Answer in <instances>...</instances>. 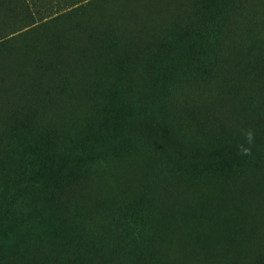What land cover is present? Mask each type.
<instances>
[{
	"label": "rangeland",
	"instance_id": "374dc122",
	"mask_svg": "<svg viewBox=\"0 0 264 264\" xmlns=\"http://www.w3.org/2000/svg\"><path fill=\"white\" fill-rule=\"evenodd\" d=\"M22 1L30 6L34 16L37 10L36 15L40 21L36 24L40 25L36 28H21L22 23L6 24L5 29L0 30V39L4 36L7 40L3 44V52L26 47L37 48L35 40L40 35L65 30H70L73 35L75 29L87 28L91 32L96 31L103 43H109L104 48L109 49V61L101 66L102 76L91 80L90 69L98 63L88 65L84 63L81 54H77V58L73 55L75 68L69 64L68 73L61 72L57 75L59 84L64 87L72 85L77 91L70 106L72 108L58 127L45 131L42 126H33L35 121L31 124L6 121L0 126V210L5 208L8 210L7 216L23 221V229L12 228L10 231L8 225L3 220L0 221V264H78V259L83 262L84 259L74 252L76 248L81 249L84 242V232L78 225H88L91 220H94L97 230L87 227L85 230L92 238L93 245L97 246L96 251L102 252L105 249L112 257L124 252L131 259L141 253V243L149 238L147 231L140 235L141 226L137 224L139 234L127 236L128 240H124L119 235L120 227H116L115 232L112 231V222L113 217L118 225L124 222L129 206L132 208L137 205L136 198L139 194L144 196L141 192L145 191L152 202L153 198L148 194L150 190L139 185L136 188L125 187L115 194L113 187H106L104 182L97 183L101 180L103 166L110 158L115 157L114 153L123 157L127 155L124 153L131 152L119 151L114 147L119 141L126 143L136 138V133L127 123L132 125L133 122L130 121L135 116L143 115L141 111L154 110L158 114L156 118L161 121V136L156 140L157 148L148 154L146 151H133L137 154L129 153L127 157L145 158V170L148 173L140 178V183L147 182L149 188L153 187L154 182L156 186H160L172 177L188 180L202 168L214 167L206 165L212 160L209 154L212 148H229L230 157L241 159L238 162L264 161V151L258 150L264 143V124L259 128L250 127L260 133L259 138H252L250 142L248 136L241 134L238 137L241 126L246 125V121L257 110H264V90H260L264 88V81L258 72H252L258 65L252 55L256 41V50L264 54V0H214L211 3L205 0L206 7L198 12L200 16L195 13L194 21L210 24L202 36L198 37L197 43L190 42L188 49L173 48L172 44L167 48L161 43L173 28L177 32L188 31L189 17L193 18L192 5L197 0H175L182 3L171 21L172 24L152 29L154 34L150 45L147 42L140 43V48H136L139 53L133 52L135 66L142 63L139 58L143 60V56L164 72V75L161 74L163 92L157 99H149L145 93L153 84L154 74L148 73L143 67L137 69L134 65L127 69L123 62L112 65V45L115 38H131L127 35L126 26L136 24L138 14L134 8L144 2L146 4L147 0H8L7 3L19 12L24 5L21 4ZM160 1L164 5L172 3V0ZM76 11H80L79 14ZM93 22L96 23L92 24ZM14 27L18 31L9 34V30ZM233 32L238 33L236 41L243 38L237 69L241 74L239 79L227 74L218 59L217 62L213 61L214 54L209 59L218 38L220 42L224 36L230 37ZM72 35L67 34L65 37L71 39ZM202 45L208 48L207 52L201 50ZM252 61L256 68L249 64ZM255 77V85L252 86L256 90H250L251 97H246L247 90L237 87L234 90L231 83H226L232 79L252 80ZM8 82L9 79L6 80L7 84ZM220 87L223 88L224 97L220 95ZM226 91L228 92L225 93ZM7 92L6 87L0 89V96ZM109 103H113L116 108V116L113 118L116 127H97L87 119L93 107ZM84 111L86 112L83 113ZM229 116L232 118L226 120ZM124 122L125 125L122 126ZM179 122L183 126L178 127ZM244 125L242 129L245 128ZM129 145L130 143L127 146ZM245 149L249 150L247 154ZM35 158L39 159L38 163L34 161ZM225 160L224 157L217 156L213 162L221 164ZM113 162L109 163L110 167ZM242 162L240 163L243 164ZM155 169L156 172L152 173ZM263 176V171L244 173L238 181L242 177L258 180ZM209 185L214 184L199 186L198 183H169L164 187L162 201L157 202L161 215L166 206L172 205L177 210L179 201L186 207L196 191L209 190ZM196 188L198 190L191 191ZM83 189L88 190L89 198L79 206L74 194L76 190L78 194ZM176 192L177 195H171ZM199 199L200 206L214 211L221 208V202L232 206L237 213L251 221V243L254 240L264 241V229L256 231L255 225L258 209L264 205V187L240 196L232 191L223 199L215 194L201 193ZM153 214L154 211L149 216L150 220ZM70 222L78 225L74 224V228ZM235 223L237 221L232 220L229 215L226 226L232 234V242L238 237L242 242L249 229L242 227L245 224L238 226ZM194 226L191 234L193 239L209 233L203 220ZM235 226L238 228L237 232L232 231ZM196 227H203L201 234ZM175 229L181 234L185 233L179 221L175 224ZM109 232L117 233L108 237ZM257 234L261 237L256 238ZM168 235L173 236L170 228ZM212 241L227 243L222 236L213 237ZM191 243L187 249L198 248L192 240ZM242 244L243 247L252 245L246 240ZM234 245L238 247L236 242Z\"/></svg>",
	"mask_w": 264,
	"mask_h": 264
},
{
	"label": "trees",
	"instance_id": "16d2710c",
	"mask_svg": "<svg viewBox=\"0 0 264 264\" xmlns=\"http://www.w3.org/2000/svg\"><path fill=\"white\" fill-rule=\"evenodd\" d=\"M7 1L8 0L0 2V30H4L6 24L15 25L22 23L20 26L21 28L29 26L36 28V26L40 25V23L36 24L40 20L37 18V10H35L33 3L32 6L35 10V16L34 13L31 12L30 6L26 4L25 1L21 2V4L23 3L24 5L19 9V12L15 9L13 10ZM150 1L151 2L147 0L146 4L144 2L141 6L134 8L135 13L138 14V21L135 25L129 24L128 27L126 26L127 35L131 38H115L114 44L112 45V65L115 62L119 64L123 62L125 64L124 67L127 69L131 68L133 65L135 66L133 52L139 53L136 48H140V43L147 42L150 45V40L154 34L152 29L156 27L164 28L172 24L171 21L182 3L181 1L177 3V1L172 0L170 5H164L162 3L163 1L161 2L160 0ZM192 1L194 2L195 0ZM204 1L205 0H197L194 2V5H192L193 18L191 19L189 17L190 21L188 24L190 26L188 31L183 30L177 32L176 28H173L162 39L163 42L161 43L164 44L165 47L169 48L172 44L173 48L187 47L188 49L190 42H198V39L210 24H202L196 20L194 21L195 13H197L196 16H200L201 14L198 12L206 7L207 4ZM206 1L211 3L214 0ZM79 12L80 11H76V14H79ZM95 23L96 22H93L92 24ZM17 31L18 29L14 27L9 30L8 33L13 34ZM94 32L87 30V28L75 29L73 35L70 34V30L56 31L50 35L38 36L35 40L37 48H19L7 53L2 51L3 44L7 40L4 36L1 38L0 89L6 87L8 92L0 96V126L6 121L12 123L23 122L24 124H31L32 121H35L33 126H42L45 131L53 129L52 127L54 126L58 127L66 113H69L70 108H72L70 106H72L74 102V96L77 91L72 88V85L64 87L59 84L56 80L57 75L61 72L68 73L69 64L75 68L74 57L77 58V54H81L84 57V63L88 65L98 63L96 67L90 69L91 76H89V78L91 80L99 79L102 76V73H100L102 70L101 66L103 63H106L107 60L109 61V49H104L109 43H103L102 37H100L96 31ZM67 34L73 37L71 39L70 37H65ZM237 36L238 33L233 32L230 37L228 35H226V37L224 36L220 42L218 38L209 59L211 55L214 54L215 56H212L213 61L217 62L218 59V62H221L223 70L227 74L239 79L241 74L237 69L241 58L240 45L242 44L243 38L236 41ZM185 38H188V40H185ZM257 45L258 41L255 42L254 51L252 52L258 64L257 68L253 61L249 64L252 68H256L252 72H254V74L258 72V75L264 81V54L256 50ZM204 46L205 45L201 46V50L207 52L208 48H204ZM217 56L219 58H217ZM142 58L143 60L139 58V61H142V63H138L135 67L137 69L143 67L148 73L154 74L153 84L150 85L145 93L149 99H157L163 92V88L161 87V74L164 75V72L148 60L146 61V58L143 56ZM76 60L78 62V59ZM112 65L111 69H113ZM7 79L10 80V82H8L9 84L6 83ZM255 81L256 77L252 80L241 79L237 81L232 79V81L226 83H231L234 90H236V87L237 89L247 90L246 97H251L250 94L252 93L250 90H256V88L252 86L255 85L253 83ZM260 90L263 91L264 88ZM227 92L228 91L225 93ZM220 95L224 97V91L221 87ZM227 106L228 104L225 105L224 111ZM85 112L86 111L83 113ZM91 112L92 113L87 119L89 118L97 127H107L109 125H114L116 127L113 121V118L116 116V108L113 103L107 105L99 104V106L93 107ZM141 113H143V115L135 116L130 121L133 122L132 125H130L129 122L127 123L136 133V138L130 139L126 143L119 141L114 147V149L117 148L119 151L127 150L131 152L124 153L127 155L123 157L114 153L115 157L110 158L103 166L104 169L100 172L101 180L97 183L102 184L104 182L106 187H113L112 190L115 194L125 187L134 186V188H136V186L139 187V185L146 190H150L148 194L153 198L152 202L145 191H143L141 193H143L144 196L139 194L138 198H136L137 205H133L132 208L129 206V213L124 222L118 225L114 217V221L112 222V231L115 232V228L120 227L121 234L119 235L124 240H128L127 236L139 234L140 230L136 226L137 224L141 226L142 231L140 235L147 231L149 238L141 243L143 247L141 253L137 257L131 259L127 257V253L124 252L117 254V257H112V255L109 256V254L106 253L107 251L105 249H103L102 252L96 251L98 250L97 246L93 245L92 238L86 233L85 227L97 230L94 220H91L88 225H78L70 222L73 223L74 228V224L78 225L84 232L82 236V239H84L82 248L74 249L76 256L84 259L83 262L78 259V264H264V241L259 242L256 247H243L244 245L242 243L245 240L252 244L250 241L252 224L248 218L237 213L232 206L225 202H221V208L216 211L208 207H202L200 203H198L201 193L215 194L223 199L232 191H234L237 196H240L241 194L254 192L263 188L264 176L258 180L249 179L248 177H242L239 181L238 179L241 174L244 173L264 172V161H253L249 163L240 161L243 163L241 164L238 162L241 159H238L236 156L230 157L229 148H212L209 151L212 160L206 165L211 164L214 167L202 168L195 176L189 177L188 180L180 177H172L165 180L160 186H156L154 182L153 187L149 188L147 182L145 184L140 183V178L148 173L147 170H145V158L140 156L139 159H129L127 157H129V153L137 154L133 151L139 150L140 153L146 151L148 154L151 150L157 148L156 140L161 136V121L156 118L158 114L154 110L148 109L147 111H141ZM231 118L232 117L229 116L225 119ZM263 124L264 110H257L255 115L246 121V125L243 124L245 128L242 129L243 125L241 126L238 137L241 134L247 137L248 133L251 132L252 138H259L260 133H257L255 129H250V127L259 128ZM123 125H125V122L122 126ZM180 126H183L182 122L178 123V127ZM189 137L199 138L201 136ZM129 143L130 145L127 146ZM260 149L262 152L264 151V143L258 149L261 152ZM217 156L224 157V159H226L225 162L221 164L213 162ZM34 161L38 163L39 159L36 160L35 158ZM110 162H113L111 167L109 166ZM155 172L156 169L152 171V173ZM120 175L122 178H120ZM169 183H198L199 186L200 184L214 185H209L210 189L202 192L196 191L198 188L191 190L196 191L194 193L196 195L192 196L191 201L186 204V207L179 201V208L177 210H175L172 205L166 206L163 208L161 215V211L157 207V202L162 201L164 187ZM177 194L178 192L172 193L171 195L174 196ZM74 195L77 198L76 204L79 206H82L89 198L87 189L81 190L78 194L76 190ZM93 196L91 198H93ZM74 209L81 211L77 208ZM153 211V218L150 220L149 216H152ZM7 215L8 210L6 211L5 208L0 210V221L3 220L8 225L9 231L12 228L23 229V221L20 219L17 221L13 217ZM229 215H231L232 220L237 221L235 225L240 226L241 224H245L246 226L242 227L244 229H249L242 242L239 237L236 241L234 240L232 242V234L226 226ZM200 220L204 221V227L209 230V233L206 235L203 233L204 237H196L193 239L191 235L192 230L195 227L194 225ZM178 221L184 228V234L179 233L175 229V224ZM235 227L236 228L232 230L233 232L238 231L237 226ZM169 228L173 231L172 237L168 235ZM196 228H198L201 234L203 227ZM116 233L109 232L108 237ZM216 236L225 237L227 243L213 242L212 239ZM115 237L117 239V235ZM191 240L193 244H197V249H187L192 244ZM235 242L238 247L234 245Z\"/></svg>",
	"mask_w": 264,
	"mask_h": 264
},
{
	"label": "bare ground",
	"instance_id": "6f19581e",
	"mask_svg": "<svg viewBox=\"0 0 264 264\" xmlns=\"http://www.w3.org/2000/svg\"><path fill=\"white\" fill-rule=\"evenodd\" d=\"M255 225H256V231H261V230L264 229V205L261 208L258 209L257 219H256ZM257 237H261V236L257 234L256 235V238ZM259 242H261V241H259ZM259 242H255V240H254L253 243H252V245L256 246Z\"/></svg>",
	"mask_w": 264,
	"mask_h": 264
},
{
	"label": "clouds",
	"instance_id": "9594fccd",
	"mask_svg": "<svg viewBox=\"0 0 264 264\" xmlns=\"http://www.w3.org/2000/svg\"><path fill=\"white\" fill-rule=\"evenodd\" d=\"M248 139H249V141L251 142V140H252V133H251V132L248 133ZM248 151H249L248 149H245V150H244L245 154H247Z\"/></svg>",
	"mask_w": 264,
	"mask_h": 264
}]
</instances>
